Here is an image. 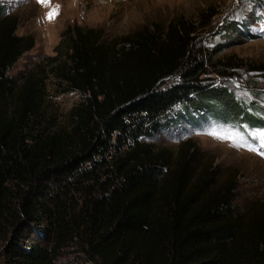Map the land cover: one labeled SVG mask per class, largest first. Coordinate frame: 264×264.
I'll use <instances>...</instances> for the list:
<instances>
[{"label":"trees","instance_id":"16d2710c","mask_svg":"<svg viewBox=\"0 0 264 264\" xmlns=\"http://www.w3.org/2000/svg\"><path fill=\"white\" fill-rule=\"evenodd\" d=\"M18 25L0 2L2 264H264V199L237 207V175L192 139L150 141L179 124L264 129V109L205 82L178 22L120 38L69 24L14 78L34 46ZM49 78L81 96L67 126L46 119Z\"/></svg>","mask_w":264,"mask_h":264},{"label":"rangeland","instance_id":"374dc122","mask_svg":"<svg viewBox=\"0 0 264 264\" xmlns=\"http://www.w3.org/2000/svg\"><path fill=\"white\" fill-rule=\"evenodd\" d=\"M0 2L18 16L16 33L34 36V46L8 72L11 77L18 78L44 56L53 55L60 33L69 24L102 27L108 38H120L146 26L163 29L169 22H178L182 32L188 33L190 48L206 63L205 82L214 88H227L236 98L264 109V0H50V5L37 0ZM56 5L59 14L53 20L45 19ZM230 22H234V29H228ZM55 83L47 79L45 116L54 127L67 126L68 112L81 96L76 91L59 93ZM254 130L259 128L241 130L210 121L196 126L179 124L150 141L176 151L181 142L192 139L204 155L237 175L235 205L246 208L253 200L264 199V158L259 155L264 137L255 135ZM210 131L217 136L209 135ZM237 132L239 135H234ZM234 140L245 146H233ZM2 245L0 238V249Z\"/></svg>","mask_w":264,"mask_h":264},{"label":"snow or ice","instance_id":"6c2138e0","mask_svg":"<svg viewBox=\"0 0 264 264\" xmlns=\"http://www.w3.org/2000/svg\"><path fill=\"white\" fill-rule=\"evenodd\" d=\"M38 3L40 4H44V5H50V0H37ZM59 14V5H56L54 7L50 8V11H48L45 14V19L48 20H53L55 19V17ZM262 25H264V21H262ZM262 31H264V27L261 28ZM255 135L259 136V137H264V129H259V130H254ZM209 135H213V136H217V133L215 131H210ZM234 135H239V133H234ZM233 146L235 147H244L245 144L244 143H240L239 141H235L233 143ZM247 147L252 150V151H256L255 148L252 147V145L248 144ZM261 151L259 152V155L264 158V144H261Z\"/></svg>","mask_w":264,"mask_h":264}]
</instances>
